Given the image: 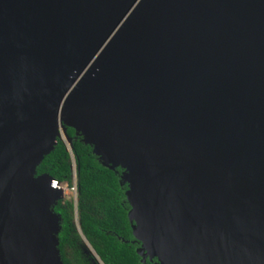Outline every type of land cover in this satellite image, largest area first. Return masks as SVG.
<instances>
[{"label":"water","instance_id":"1","mask_svg":"<svg viewBox=\"0 0 264 264\" xmlns=\"http://www.w3.org/2000/svg\"><path fill=\"white\" fill-rule=\"evenodd\" d=\"M66 128L142 264H264V0H0V264H63L36 168Z\"/></svg>","mask_w":264,"mask_h":264},{"label":"trees","instance_id":"2","mask_svg":"<svg viewBox=\"0 0 264 264\" xmlns=\"http://www.w3.org/2000/svg\"><path fill=\"white\" fill-rule=\"evenodd\" d=\"M71 139L70 153L65 144L56 139L52 151L36 168V176L47 175L56 185L72 187V161L76 179V218L72 200L62 199L53 207L58 215V250L63 264H97L77 231L90 245L102 264H142L134 251L135 245L127 221L129 205L125 199L126 185L120 186L117 168L110 171L103 167L92 152L66 128ZM77 220V224L75 222ZM148 264V263H144Z\"/></svg>","mask_w":264,"mask_h":264},{"label":"rangeland","instance_id":"3","mask_svg":"<svg viewBox=\"0 0 264 264\" xmlns=\"http://www.w3.org/2000/svg\"><path fill=\"white\" fill-rule=\"evenodd\" d=\"M119 178V176H118ZM61 186V195L64 199L66 200H74L75 199V192L73 190H71L67 185H60ZM75 222L77 224V220L75 219ZM84 248H86V246L84 245Z\"/></svg>","mask_w":264,"mask_h":264},{"label":"built area","instance_id":"4","mask_svg":"<svg viewBox=\"0 0 264 264\" xmlns=\"http://www.w3.org/2000/svg\"><path fill=\"white\" fill-rule=\"evenodd\" d=\"M71 161H72V187L70 189L75 192V199H76L75 167H74L73 159ZM53 188H56L58 190H61V186L60 185H56L55 183H53ZM73 202H74V200H73Z\"/></svg>","mask_w":264,"mask_h":264},{"label":"flooded vegetation","instance_id":"5","mask_svg":"<svg viewBox=\"0 0 264 264\" xmlns=\"http://www.w3.org/2000/svg\"><path fill=\"white\" fill-rule=\"evenodd\" d=\"M131 244L135 245L134 251H136L137 248L140 247V244L135 242V241H130ZM136 253V252H135ZM85 255H90L87 250L85 251ZM92 257V256H91ZM94 260V259H93ZM95 261V260H94ZM146 263L148 264H155L156 263V259H153L152 261H149L148 259H146Z\"/></svg>","mask_w":264,"mask_h":264}]
</instances>
